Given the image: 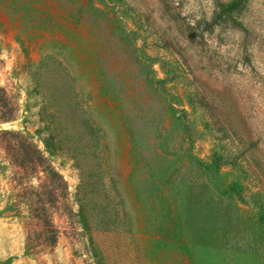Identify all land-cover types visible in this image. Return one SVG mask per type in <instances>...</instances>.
<instances>
[{
	"label": "rangeland",
	"instance_id": "rangeland-1",
	"mask_svg": "<svg viewBox=\"0 0 264 264\" xmlns=\"http://www.w3.org/2000/svg\"><path fill=\"white\" fill-rule=\"evenodd\" d=\"M0 264H264V0H0Z\"/></svg>",
	"mask_w": 264,
	"mask_h": 264
},
{
	"label": "trees",
	"instance_id": "trees-1",
	"mask_svg": "<svg viewBox=\"0 0 264 264\" xmlns=\"http://www.w3.org/2000/svg\"><path fill=\"white\" fill-rule=\"evenodd\" d=\"M219 5H220V4H219ZM232 23H233L235 26L242 28V24H241L239 21L233 20Z\"/></svg>",
	"mask_w": 264,
	"mask_h": 264
}]
</instances>
